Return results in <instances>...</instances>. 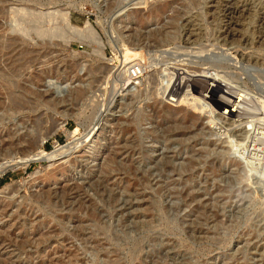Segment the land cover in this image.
Segmentation results:
<instances>
[{
	"label": "rangeland",
	"instance_id": "1",
	"mask_svg": "<svg viewBox=\"0 0 264 264\" xmlns=\"http://www.w3.org/2000/svg\"><path fill=\"white\" fill-rule=\"evenodd\" d=\"M7 11H17L10 26L29 33L12 46L16 33L0 16V134H38L54 155L0 175V264H264V0H0ZM61 17L89 23L92 40L66 45ZM39 26L54 37L39 39ZM199 44L228 51L226 66H215L223 71L239 61L236 75L214 77L244 94L236 118L221 117L238 95L228 86L211 111L166 104L160 63L169 56L153 59L140 87L113 83L125 48L147 64L157 51ZM187 54L189 67L221 58ZM4 146L0 163L26 159ZM131 162L145 181L133 179ZM108 165V182L97 183ZM70 187L95 207L101 233Z\"/></svg>",
	"mask_w": 264,
	"mask_h": 264
},
{
	"label": "bare ground",
	"instance_id": "2",
	"mask_svg": "<svg viewBox=\"0 0 264 264\" xmlns=\"http://www.w3.org/2000/svg\"><path fill=\"white\" fill-rule=\"evenodd\" d=\"M23 9H26V8H23ZM21 10H22V8H21ZM20 10V11H21ZM60 11V10H59ZM8 12V11H7ZM18 12H19V10H18ZM29 12V11H28ZM31 12V11H30ZM35 12V11H34ZM8 13H10V11L8 12ZM8 13H2V12H0V16H1V18H3L4 20L6 19V24L4 25V26H2V28H3V31H6L7 33H16V37H15V39L13 40V39H11L12 41H13V44H12V46H18L17 45V43H27V41H26V37L28 36V33L29 32H27V30L26 29H21V28H19V29H17V31H16V29L15 28H17V27H15V26H10V24L7 22V20H8V16H12V17H16L17 16V11H14V12H12V13H10V15L8 14ZM29 16H30V14H28ZM24 16V15H23ZM50 16V15H49ZM54 16V15H53ZM30 17H32V16H30ZM40 17V16H39ZM37 18V20H40L41 18ZM25 18V17H24ZM27 18V17H26ZM47 18V17H46ZM50 18H51V16H50ZM49 18V19H50ZM60 18V17H59ZM12 18H10L9 19V21H13V19L11 20ZM55 19V18H54ZM17 20V19H16ZM15 20V21H16ZM22 20V19H21ZM59 21V20H58ZM34 22V21H33ZM57 22V21H56ZM11 23V22H10ZM16 23V22H15ZM18 23V22H17ZM30 23H31V21H30ZM36 23V22H35ZM9 24V25H8ZM24 24H26V23H24ZM27 24H29V23H27ZM27 24H26V26H27ZM33 24V23H32ZM41 24V23H40ZM57 24V23H56ZM61 24H63V26H62V28H59V30L58 31H60V33H58L57 32V28H56V31H54L55 32V35H56V32L58 33L57 35H59L60 34V39L62 38V40H63V42L64 43H66V45H70L71 43H77V42H81V41H86V39H91L92 40V36H94V35H92L93 33H92V29H90L89 28V26H88V24L89 23H86L87 24V26H85V28H83V27H76V26H74V25H72L70 22H69V20H67V18L66 19H63L62 17H61V21H59V25H61ZM34 25V24H33ZM33 25H30V27H32ZM38 25V24H37ZM37 25H34L35 27H37ZM20 26V25H19ZM28 27H29V25H28ZM35 27H34V29H35ZM39 27H41V26H39ZM91 27V26H90ZM23 28H25V27H23ZM33 28V27H32ZM32 28H29L30 30H33ZM55 28V27H54ZM51 29V28H50ZM52 30V29H51ZM29 31V30H28ZM32 31H30V33H31ZM33 32H36V36L37 37H39V39H41V38H43V40L42 41H44V38H51L52 36L54 37V33L52 34L51 32H50V34H48V32H43L42 33V27H41V31H39V29L38 30H35V31H33ZM30 36V35H29ZM226 36V35H225ZM59 38V37H58ZM96 38V37H95ZM93 40H94V38H93ZM84 41V42H85ZM97 41V40H96ZM96 41L94 42L93 41V44L94 43H96ZM87 42H88V40H87ZM92 42V41H91ZM99 42V45H100V42L101 41H98ZM98 42H97V44L96 45H98ZM82 43V42H81ZM10 45V44H9ZM92 45V44H91ZM95 45V44H94ZM102 45V44H101ZM99 47V46H98ZM16 49V48H15ZM96 50V49H95ZM98 51V50H97ZM100 51V50H99ZM103 51V50H102ZM98 52L99 53V56L97 55V57L100 59V57H102L101 58V60L103 59L104 60V53L103 52ZM24 52V51H23ZM125 52L127 53V54H125V61H124V65H123V69H124V66H127L128 64H130V60H129V57H132V56H137L138 57V53L137 52H134V51H132V50H130V49H128V48H125ZM25 53V52H24ZM95 54V53H94ZM96 54H97V52H96ZM96 57V56H95ZM96 57V58H97ZM97 58V59H98ZM208 60H210V59H208ZM105 62V61H104ZM28 63V62H27ZM105 65H107V71L108 72H110V69H108V67H109V64H105ZM157 65V64H156ZM163 68V67H162ZM216 68V67H215ZM143 69V68H142ZM220 69H222V68H220ZM223 69H225V68H223ZM112 70V69H111ZM164 70V69H163ZM162 70V71H163ZM164 72V71H163ZM122 74H124V72L123 73H121V74H119L118 76H117V78L115 77V79H114V81H113V83L115 84V86H119L121 83H123L122 85H124V86H126V84L129 82V79H125V82H124V80H122ZM216 76V75H215ZM108 77V76H107ZM220 77V76H219ZM218 77V78H219ZM217 78V79H218ZM222 78V77H221ZM18 79V78H17ZM216 78H215V80H217ZM220 79V78H219ZM223 80V79H222ZM163 81V80H162ZM161 81V82H162ZM221 81V80H220ZM217 82V81H216ZM108 83V82H107ZM120 83V84H119ZM224 83H226V82H224ZM130 84V83H129ZM124 86H122V87H124ZM216 85H214L213 87H215ZM218 86V85H217ZM221 86V85H220ZM65 87V86H64ZM107 87V86H106ZM219 87V86H218ZM221 88V87H220ZM219 88V89H220ZM66 89V88H65ZM125 89H127V88H125ZM225 89V88H224ZM221 90V89H220ZM80 91H81V89H79L78 88V90H77V94H79L80 93ZM161 91V90H160ZM223 91V90H222ZM212 92V89L210 90V93ZM158 93V92H157ZM161 93V92H160ZM164 93V92H163ZM218 93V92H217ZM226 94V93H225ZM162 95V94H161ZM7 96V95H6ZM209 96V95H208ZM218 96V95H217ZM42 97V96H41ZM227 97V96H226ZM8 98V97H7ZM244 98V94H242V93H240V94H238L237 95V97L235 98V100L230 104V106H229V110H224L223 111V113L221 114V117L222 116H224V115H228V116H230L232 119L233 118H236V114L238 115V113H239V111L237 110V108H238V105H241V107H243V104H240L241 102H242V100H244L243 99ZM9 99V98H8ZM187 98H184V99H182V102H184V104L186 103L187 105H188V103H187V100H186ZM193 100V99H192ZM6 101V100H5ZM168 101L170 102L171 100L170 99H168ZM245 102H247V101H245ZM244 102V103H245ZM12 103H13V101H12ZM16 103H18V102H16ZM194 105H192V106H195V103L194 102H192ZM248 103V102H247ZM1 104V103H0ZM7 104V103H6ZM182 104V103H181ZM189 104H191V103H189ZM30 105V104H29ZM247 105V104H246ZM5 107H6V105H5ZM11 107H12V105H11ZM14 107H15V105H14ZM199 107H201L200 105H199ZM226 107H227V105H226ZM244 108V107H243ZM15 109H17L15 112H17L18 110H22L23 108H22V106H21V104H18L17 106H16V108ZM25 109V108H24ZM26 110V109H25ZM242 110V109H241ZM27 111V110H26ZM202 111V110H201ZM12 112V111H11ZM23 112V111H22ZM103 112V111H102ZM14 114H16V113H14ZM23 119H25V117L23 118ZM29 119V118H28ZM24 122V121H23ZM27 123V122H26ZM21 124H23V123H21ZM234 124V123H233ZM21 126V125H20ZM24 126V125H23ZM20 128V127H19ZM28 129V128H27ZM30 129V128H29ZM35 129H37V128H35ZM58 131V130H57ZM16 132L17 131H15L14 133L13 132H11L10 130H7L5 133H3V132H1V134H0V144H2V145H5L4 147H6L5 148V150H6V152H9V154H16V153H22L23 152V155L22 156H24V158H26L25 160L23 159V160H17V161H14V160H12V159H7L6 161H4V162H2V163H0V175L4 172V171H6L7 169H9V168H12V167H18V166H21V165H28V164H30V163H35V162H41V161H43V160H46V159H48V158H51L52 157V155H54L53 153L51 154V155H48L47 153H44V151L41 149V143L38 141V138H40V136H38V134H31V133H29V131H25V133L24 134H22V135H17L16 134ZM20 133H21V130L19 131ZM89 134L90 133H88L87 134V136H89ZM73 136H75L74 134H73ZM41 138H43V137H41ZM6 140H8L7 141V143L5 142ZM47 140V139H46ZM40 141H43V140H41L40 139ZM39 142V143H38ZM44 143V142H43ZM2 148V147H1ZM0 148V149H1ZM17 155V154H16ZM56 155V154H55ZM15 157V156H14ZM15 159V158H14ZM247 159V158H246ZM244 162V161H243ZM245 162L246 163H244L245 165H250L251 164V166H253V163H251V161L250 160H245ZM124 166H126L125 168H127L130 172H132V174H134L133 175V179L135 180V181H137V182H143V181H145V180H143L141 177H139L138 179H135L134 177H135V173H136V171H138V167H136V165L134 164V163H125L124 164ZM251 166H249V167H251ZM106 167V166H105ZM106 168H108V170L104 173H102L103 175H102V177L101 178H98L97 179V183H103V184H105V183H107L108 182V179H109V176H110V171H109V165L106 167ZM250 169V168H249ZM252 169H253V167H252ZM126 173V172H125ZM127 175H128V173H126ZM142 176V175H141ZM100 186V185H99ZM69 189V190H68ZM67 189V191H68V193H70L69 191H75V196H77V198H75V199H77V201H78V203L80 204V206H79V204H78V206L81 208L80 210H83L85 213H84V218L86 219V221L87 222H90L91 224L93 223L94 224V226H95V228L101 233L103 230H104V228H103V226H102V224H101V220H100V215L97 213V210L95 209V207L93 206V205H91V204H86L85 202H84V200L81 198L82 196L80 195V193L78 192L79 190H78V188H75V187H70V188H68ZM14 192V191H13ZM79 193V194H78ZM64 194H66V193H64ZM134 194L136 195V196H138V193L137 192H134ZM71 195V194H70ZM134 196V195H133ZM51 196H50V194H48V195H46V196H43V198H42V200L44 201V203H46V204H52L51 203ZM49 207H53V208H57L56 207V205H51V206H49ZM48 210V209H47ZM57 210V209H56ZM79 210V211H80ZM58 219V218H57ZM59 221V220H58ZM62 226V225H61ZM41 234V233H40ZM8 235V234H7ZM45 235V234H44ZM88 242V241H87Z\"/></svg>",
	"mask_w": 264,
	"mask_h": 264
},
{
	"label": "built area",
	"instance_id": "3",
	"mask_svg": "<svg viewBox=\"0 0 264 264\" xmlns=\"http://www.w3.org/2000/svg\"><path fill=\"white\" fill-rule=\"evenodd\" d=\"M208 46L209 48H207ZM181 48L187 51L186 54H181L178 52L176 56L171 55V53L176 51V49H168V50L157 51L154 57L151 59V61L147 64L143 62L142 60L138 62L131 61L130 64L125 66V68L123 69L124 75H125L124 79H129V82L134 83V85L131 87H140L141 84L144 83L147 72H151L150 69L152 68L151 63L153 62V59H155V57H158V56H165V57L169 56V58L167 59L165 58L164 62L160 63L162 66H164L163 69L165 70L167 74V79L165 80V83H164L166 89L164 91V94H162L164 102L168 104L169 106L176 107L180 105L181 103H184L182 102V99L187 98L186 99L187 103H191V105H194L192 102H195V103H198L202 109L206 111H211L213 109L211 104H213L216 101V95H218L215 91L220 90L221 88L223 89L226 86H228L223 81H219L221 88L220 86L212 87V81L215 80L214 79L215 75L220 76V75H225L226 73L229 75L231 72L232 74L236 75V73L233 72L232 70L239 69V71H241L239 67V63H237L239 61L231 57L234 61L233 65L231 67L227 65L230 67V69L223 71L220 68H215V66H222V65L226 66L224 62L227 59L226 53H228V51L226 49L219 47L217 44H208V45L199 44V46H183ZM189 50L190 51L193 50L195 54H200V55H204V52L213 53L212 58L210 60H212L215 56L217 58L223 57L224 59L219 58V59L213 60L212 62H209L211 64L210 66H200L198 64H195L196 66L189 67L188 65H184L186 64V62L182 60L183 58L189 56L187 54V53H190ZM169 51H171V53ZM166 53H169V55H167ZM195 58L194 59L197 61L196 63L203 62L201 57H197L195 55ZM118 65H119V68H121L122 70L123 64L118 63ZM142 67L147 68L146 73L145 71L141 70ZM153 71H154L153 73L157 72L161 74L162 69L154 68ZM155 79L157 80L156 83L160 85L161 84L160 77L158 78L154 77L152 81ZM220 80H222V78ZM229 86H228V89H229L228 92H230V94L234 93L236 95L239 93L238 91L240 90H238L239 88L238 83L234 85L233 82H231ZM211 89H212V93H210ZM221 92H219V94L222 95ZM166 98L170 99L171 101L169 102L168 99ZM226 135L228 137V133H226Z\"/></svg>",
	"mask_w": 264,
	"mask_h": 264
}]
</instances>
